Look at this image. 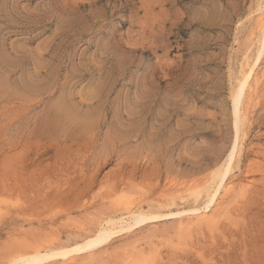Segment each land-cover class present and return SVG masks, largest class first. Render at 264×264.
<instances>
[{"label":"rangeland","instance_id":"374dc122","mask_svg":"<svg viewBox=\"0 0 264 264\" xmlns=\"http://www.w3.org/2000/svg\"><path fill=\"white\" fill-rule=\"evenodd\" d=\"M262 4L0 0V264L128 210L201 205L235 138ZM258 68L212 215L147 220L46 264H264V54Z\"/></svg>","mask_w":264,"mask_h":264},{"label":"bare ground","instance_id":"6f19581e","mask_svg":"<svg viewBox=\"0 0 264 264\" xmlns=\"http://www.w3.org/2000/svg\"><path fill=\"white\" fill-rule=\"evenodd\" d=\"M260 9L261 12L257 14L256 22L260 32L257 38V45L256 47H254L255 50L252 54L251 59H249L246 63V68L241 71L240 76L236 81L235 89L232 92V111L234 116L233 125L235 129V138L232 142V146L229 149V152L227 153L222 163V167L220 168V170H218L216 178H214L215 180L213 182V185L207 191L202 204H196L188 208L168 211L164 214L149 211H140V209H136L135 211L128 210L125 212V216L122 214L121 217L116 220H106L107 222H104V225L102 224L91 235H87L79 241H75L72 244L69 243V245L67 246H58L56 248L34 247L27 252L20 253L11 257L8 260L7 264H27L24 262V259L26 258H30L31 260V262L28 264H46L50 260L56 258H62L64 260L74 254H83L94 248L96 249V247L103 244L106 240H108L112 235L116 233L129 231L134 226H138L139 224L147 220L159 218L162 216L179 215L178 217H182L183 215H185L186 219H189L190 221L192 219L202 220L207 218L209 215H212L213 207L220 201L224 200L228 193L231 191L232 182L230 183V175L228 176V174L231 170L232 161L238 146L240 138L239 133H241V125L244 120L246 104H249L250 100H252V95L257 89L261 78V72H258V67L264 54V4L259 6V10Z\"/></svg>","mask_w":264,"mask_h":264}]
</instances>
